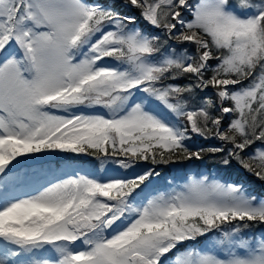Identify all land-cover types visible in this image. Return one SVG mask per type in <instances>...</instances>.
<instances>
[{
	"label": "snow or ice",
	"instance_id": "snow-or-ice-1",
	"mask_svg": "<svg viewBox=\"0 0 264 264\" xmlns=\"http://www.w3.org/2000/svg\"><path fill=\"white\" fill-rule=\"evenodd\" d=\"M0 264H264V0H0Z\"/></svg>",
	"mask_w": 264,
	"mask_h": 264
},
{
	"label": "trees",
	"instance_id": "trees-1",
	"mask_svg": "<svg viewBox=\"0 0 264 264\" xmlns=\"http://www.w3.org/2000/svg\"><path fill=\"white\" fill-rule=\"evenodd\" d=\"M136 15L138 16V13H136ZM177 83H183V81H177ZM200 142L205 143V144H217L218 143L217 141H214V140L213 141H207V142H205V141H200ZM82 159L85 161L91 160V158H88V157H84ZM83 166L91 168L90 164H84ZM52 167L53 168L56 167L55 163L52 164ZM97 168H98V165H97ZM215 168H216V165L211 160L205 161L204 165H200L199 167H192L191 169H189V167L187 165L167 166V168L164 169V178L162 181H159V183L165 182L166 179L170 177V175L175 174V173H179V172H182L185 174L191 172L195 176L196 175L199 176V174L201 172L214 174ZM246 176H247V174H244L243 176H241V179H244Z\"/></svg>",
	"mask_w": 264,
	"mask_h": 264
},
{
	"label": "rangeland",
	"instance_id": "rangeland-1",
	"mask_svg": "<svg viewBox=\"0 0 264 264\" xmlns=\"http://www.w3.org/2000/svg\"><path fill=\"white\" fill-rule=\"evenodd\" d=\"M62 166H63V162H62ZM34 167H36V168H39L40 167V164H36V165H34ZM85 167V166H84ZM55 168V167H54ZM86 168H89V167H86ZM90 169V168H89ZM188 175H192V176H195L194 174H192L191 172H189V173H187V174H185V173H182V172H179V173H175V174H172V175H170V177L169 178H167L166 179V181L165 182H161V183H159L161 186H163V185H165L166 183H167V181H169V180H173V178H175V181L176 182H178V183H184V182H186V180H187V176ZM196 178H199V176H195Z\"/></svg>",
	"mask_w": 264,
	"mask_h": 264
}]
</instances>
